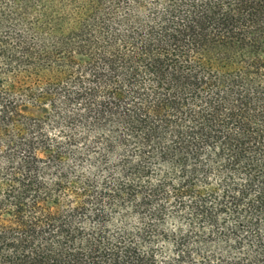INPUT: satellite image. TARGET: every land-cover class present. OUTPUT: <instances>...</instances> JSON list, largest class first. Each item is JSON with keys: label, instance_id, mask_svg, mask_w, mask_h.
Masks as SVG:
<instances>
[{"label": "trees", "instance_id": "obj_1", "mask_svg": "<svg viewBox=\"0 0 264 264\" xmlns=\"http://www.w3.org/2000/svg\"><path fill=\"white\" fill-rule=\"evenodd\" d=\"M0 264H264V0H0Z\"/></svg>", "mask_w": 264, "mask_h": 264}]
</instances>
